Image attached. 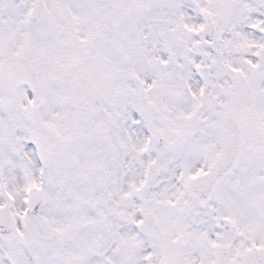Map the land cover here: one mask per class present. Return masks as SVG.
<instances>
[{"label": "snow or ice", "instance_id": "obj_1", "mask_svg": "<svg viewBox=\"0 0 264 264\" xmlns=\"http://www.w3.org/2000/svg\"><path fill=\"white\" fill-rule=\"evenodd\" d=\"M0 264H264V0H0Z\"/></svg>", "mask_w": 264, "mask_h": 264}]
</instances>
